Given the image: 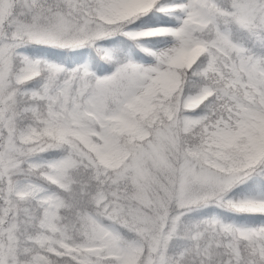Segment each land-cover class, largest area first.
<instances>
[{
    "label": "snow or ice",
    "instance_id": "snow-or-ice-1",
    "mask_svg": "<svg viewBox=\"0 0 264 264\" xmlns=\"http://www.w3.org/2000/svg\"><path fill=\"white\" fill-rule=\"evenodd\" d=\"M0 264H264V0H0Z\"/></svg>",
    "mask_w": 264,
    "mask_h": 264
}]
</instances>
